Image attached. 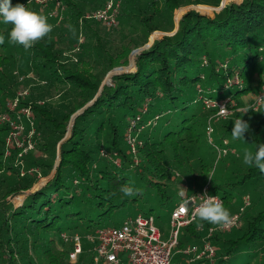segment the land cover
Segmentation results:
<instances>
[{
    "label": "trees",
    "instance_id": "16d2710c",
    "mask_svg": "<svg viewBox=\"0 0 264 264\" xmlns=\"http://www.w3.org/2000/svg\"><path fill=\"white\" fill-rule=\"evenodd\" d=\"M62 1L63 17L59 21L58 16L51 15L53 1L11 0L12 6L24 3L31 10L47 12L53 25L52 32L27 51L22 45L9 43L12 25L4 24L0 17V34L5 36V43L0 45V111L18 94L20 84L29 85L20 105H31L36 132L34 149L24 154L26 164L40 167L47 176L59 158L54 176L30 191L37 176L20 175L14 165L20 149L13 146L6 154L9 127L0 126V264H35L40 257L47 264H86L85 249L92 252L89 264H93V243L88 236L98 229L96 217L103 219L126 208L138 211L136 215H153L155 201L166 205L171 216L179 203L176 200L183 198L180 187L187 183L192 191L199 186L194 193L207 186L228 209L235 189L264 181V173L252 165L237 180L230 177L213 187L204 185L215 166V162H203L204 155L215 156L217 151L207 141L209 113L202 103L203 98L231 96L239 101L255 90L257 79L264 84V0L230 3L213 17L187 11L174 34L156 39L138 53L135 70L114 74L111 85L104 84L98 96L107 74L129 65L130 53L148 43L154 31L175 30L177 7L219 6L221 0H116L120 9L115 26L93 16L109 0ZM227 52L232 55L226 57ZM219 64L224 65L225 72H216ZM236 73L242 83L225 89ZM54 96L59 98L56 103L50 102ZM96 96L75 117L70 135L64 139L72 115ZM252 112L243 116L260 128L264 110ZM156 116L157 125L142 134L136 154L132 153L126 139L132 121L141 126ZM233 120L217 127L215 137L220 144L225 138L230 141ZM229 146L234 147L231 141ZM195 151L200 152V160L193 156ZM176 170L189 176L180 177L176 183L172 180ZM124 184L133 187L135 195L125 196L119 190ZM256 189L257 198L244 213L242 234L237 239H225L227 231L213 232L216 264H227L239 254L244 255L242 264H254L264 250V182ZM19 194L25 198L15 206L8 197ZM258 205L262 210L250 214L248 209ZM195 223L185 226L182 235L180 232L176 250L202 243L203 231ZM64 233L81 237L82 252L76 259L70 256L74 242L64 239ZM83 238L90 244L85 248ZM174 258L179 264H211L205 259L187 263L189 256L177 251L172 262Z\"/></svg>",
    "mask_w": 264,
    "mask_h": 264
},
{
    "label": "built area",
    "instance_id": "2783aa9c",
    "mask_svg": "<svg viewBox=\"0 0 264 264\" xmlns=\"http://www.w3.org/2000/svg\"><path fill=\"white\" fill-rule=\"evenodd\" d=\"M37 3H46L53 1L55 6L51 15L58 16L60 21L63 17L62 10L64 4L62 0H29ZM24 6L25 4L22 3ZM120 9V2L116 0H109L107 4L94 12L93 16L101 20L107 26H115L118 23V14ZM238 75V76H236ZM22 79V77H21ZM232 83L241 84L242 80L238 73L232 78ZM29 89H23L12 100L6 104V109L0 111V126H8L9 131L6 137V154L11 153L10 149L16 146L20 149L18 157L27 154L34 149L33 137L35 135V120L33 109L30 104L21 106V100L28 95ZM264 95V92L263 94ZM258 100V98H257ZM254 103L257 108L260 104ZM202 103L206 108L219 111V107L224 106L228 108L227 101L217 98H203ZM143 113H147V107L143 109ZM227 117V116H226ZM159 116L151 118L145 125L156 126ZM224 118V117H223ZM138 121H132L130 128L127 130L126 139L131 148L132 153L136 154L137 142L132 136V129L137 126ZM27 126V127H26ZM140 126V125H139ZM144 126V125H141ZM30 127V128H28ZM215 129L211 121H208L206 133L212 146L219 151V154L227 153V148H221L217 141H214ZM25 136L27 139H22ZM227 144V141H224ZM105 154V152L103 151ZM117 164L119 160L115 159ZM137 162V161H136ZM25 167L20 166V174L24 175ZM208 192L207 187L201 192L187 194L188 197H195V204L200 203L199 196ZM217 196L220 200V196ZM249 201V200H248ZM184 207V197L171 212V233L168 239L163 238L162 230L156 223L154 215H145L139 213L133 217H128L119 227H102L98 228L95 234L88 236V239L93 243V264H171L174 253L182 252L191 257L193 260L205 259L216 264L217 248L212 243L211 237L216 228H210L207 235L203 237L201 244L188 245L185 249L176 250L178 245V237L181 229L195 222L192 219V211L194 205L187 207L186 211H181ZM243 211V208H241ZM240 213L234 214L231 225L227 227H219L218 229L228 231L240 221ZM64 239L70 238L74 242L73 249L70 253L72 259H76L82 252V242L79 234L69 237L66 233L63 234ZM218 264H225L220 262Z\"/></svg>",
    "mask_w": 264,
    "mask_h": 264
},
{
    "label": "rangeland",
    "instance_id": "374dc122",
    "mask_svg": "<svg viewBox=\"0 0 264 264\" xmlns=\"http://www.w3.org/2000/svg\"><path fill=\"white\" fill-rule=\"evenodd\" d=\"M222 2L223 3L225 2V5L230 4V3L241 4L243 2V0H221V3ZM158 4L160 5V3H158ZM195 5H198V6H195ZM193 6H195V8H191ZM218 7H220V5L216 6V5H212V4H190V5H186V6H179L174 11L176 25H178L179 20L189 10H193V11H196L198 13L213 17L215 15V12L217 11L216 8H218ZM45 15L48 16L47 12H45ZM169 33H171V32H169ZM165 35H169V34H167V32L161 31V30H156L153 32V34L150 35L149 42H150V39L152 36H153L154 41H155L156 39L163 38ZM81 41H82V39H81ZM154 41L152 43H154ZM131 53L129 56V62L132 60L133 64H134L135 59H136V55L138 53H134V54H131ZM230 55H232L231 52L226 53V57H229ZM127 66H129V65H127ZM127 66H124V67H127ZM224 68L225 67L223 64H219L218 68H216V72H225L226 70ZM134 70H135V67H133V65H132V68L128 69V71H134ZM234 75L235 74H232V76H234ZM236 76H238V75H236ZM230 78H231V76H230ZM228 81L231 82V79H228ZM228 81L226 82L228 85H225V89H230V87L232 85L236 86V84H233L232 82L229 83ZM106 84L111 85V77H110V79L107 80ZM254 85H255V90L249 94H244L240 98L239 101H237V99H235L234 97L232 98V96L227 97L226 99H223V100L227 101L228 110L231 112V114L228 115L227 117H224V118L220 117L217 119V118H215V115H214L216 113V110L206 108L203 105L205 112L209 113L207 116L208 119H207L206 124L208 125V121H211L214 125V129H215V132L213 134L214 141H217L215 134H216L217 127H219V124L223 123L225 121H228V120L235 119L237 117L236 113L239 112V111H237V109L243 108L246 106H251V107L255 108L256 111L252 110L254 112H261L264 110V107H262L261 105H259L257 108L254 105L257 98L260 95H262L264 92V84L261 83V81L257 79L254 82ZM28 86L29 85H27V84H20L18 87V92L23 90V89H26V88L28 89ZM58 99H59L58 96H54L50 99V102L56 103L58 101ZM252 111H250L244 115H247L249 113H253ZM242 119L249 123V131L245 133L244 139L234 140L232 137H230V141L232 142V144L234 146V147H230L229 146V144H230L229 139L225 138L223 140L222 144H220L219 142L218 143H219V146L221 148H227L228 149L227 153L219 154V151L213 147L217 151V154L215 156H211L210 154L207 156L204 155L205 160H203V162L210 163L212 165H214V162H215V166L213 168H211V170L207 174L206 178L204 179V181H205L204 185L207 184V185L213 187L216 183H222L230 177H232L231 178L232 180L239 179L246 172L248 167H250L249 165H246L243 163L244 152L247 150V151H251L254 153L256 151L257 145L260 143H264V120L262 119V117L260 119V128H258V126H253L251 124L252 122H251L249 117L247 118L246 116H243ZM230 122H232V121H230ZM162 123H163V121H160L159 126H161ZM71 124H72V121H70L69 126L67 128V135H66L65 139L70 135V131L72 129ZM207 125H206V128H207ZM148 129H151L150 126H148V125L139 126V124H138L137 126L133 127L132 136L135 137L137 143L140 140L142 134ZM206 137H207V141L210 143L208 136H206ZM22 139H27V138H25V136H23ZM204 140L206 141V138ZM225 140L227 141V144L224 142ZM210 145H212V144L210 143ZM16 148L18 149V147H16ZM35 151L38 154L40 153V151L37 149V147H36ZM20 152L21 151H19V152L16 151V153H15L16 156H15V160H14V165L18 168L19 173H20V166L25 167L26 173L24 175H21V174L20 175L26 176L28 174L29 175L31 174L33 176H37V180H36V183L34 185H35V187H42L45 183V181H43L44 177H46V176L43 175L41 168L38 166H29L28 167L26 164V156L27 155L26 156L23 155L21 157H18ZM193 156L196 159L200 160V152L199 151H195L193 153ZM136 161L137 162L139 161V157L136 158ZM217 164H218V166L216 168ZM117 165H119V164H117ZM188 176H189L188 173H186V175H185V173H183L182 171L176 170L175 172H173L172 180H174L177 183L179 181V179L184 178V177L187 178ZM209 177L211 179H209ZM246 180H249V178H246ZM263 182L264 181H259L256 184H254V182L253 183H246V185H249L248 187L241 188V190H238V189L234 190V202L231 201L229 203L228 209L230 210L231 217L234 214L239 212L241 214L240 215V221L237 223L236 226L231 228V230H228L227 232H225V234H224L225 239H237L242 234V229H240V228L245 226L246 216L244 218V213L246 212L247 208L252 205L253 200H256L257 192L259 191L256 188L259 186H262ZM188 185L189 184L187 183L186 185L181 186L180 190L183 187L182 189H184L187 194H192V192L196 191V189L199 190V186H197L192 191V189L190 187H188ZM203 186H202V188H203ZM206 187L207 186H205L204 188H206ZM244 189H248L249 191H246V193L244 195L237 194V193L243 191ZM247 193H249V194H247ZM22 199H23V195H20V194L15 195L14 197H8V200L13 202L15 204V206H19L21 204ZM176 202H181V199H177ZM154 205H155V208L153 210V215L156 217V223L162 230L163 238L168 239L170 237L172 227H171V216L166 209L167 206L166 205L160 206L157 204L156 201L154 202ZM261 207L262 206H260V205L254 206V207L249 208L248 211L250 214H255V213L259 212L260 210H262ZM147 208L149 209V207H147ZM147 208H146V210H148ZM241 208H243V211H241ZM137 212L135 210H128L126 208L122 212L111 213L110 215H107L103 219H99L98 217H96V224L95 225L97 226V228L119 227L124 222L126 217L129 216V214H132V213L135 214ZM195 222H196L195 225L197 227L201 228V230L203 231L204 237L207 235L210 228H216L215 230H220V229H218V226L209 224L208 222H199V221H195ZM198 223L200 226H198ZM186 229H187V227L182 228L181 235L186 231ZM82 236L84 237L85 235L82 233ZM69 244L70 243L68 242V246L70 247ZM191 244L192 243H190V245ZM83 245H84V248H85V246L90 245L86 241L85 238H83ZM89 250L90 249H85L84 254H83V258H84L86 264L90 263V260L92 257V252H89ZM263 251L264 250H262V249L260 250V257L254 259V261H253L254 264H261L262 262L264 263V254H262ZM185 261H188L187 263H189V262H195L196 260L191 261V257L189 256V258L187 260L185 258ZM35 262H36L35 264H47L46 260H44L42 257L35 260ZM243 262H244V255L239 254V255H236L234 258L231 257L230 260L227 261V264H242ZM172 264H179V263L174 258Z\"/></svg>",
    "mask_w": 264,
    "mask_h": 264
},
{
    "label": "clouds",
    "instance_id": "9594fccd",
    "mask_svg": "<svg viewBox=\"0 0 264 264\" xmlns=\"http://www.w3.org/2000/svg\"><path fill=\"white\" fill-rule=\"evenodd\" d=\"M0 17L4 24L12 25L9 32V43L22 45L27 51L31 49L38 41L43 40L53 30V25L48 22V17L42 12H37L25 7L23 4L12 6L11 0H3L0 3ZM5 43V36L0 34V45ZM257 103L264 107V95L258 97ZM254 107L246 106L237 109L241 113L233 122L231 136L234 140L244 139L245 133L249 131V123L242 119L243 115ZM231 112L227 107H219L215 118L226 117ZM243 163L249 166L254 165L261 173H264V143L257 145L256 151H245L243 154ZM209 179H211L209 177ZM125 196L135 195L133 187L124 184L119 189ZM181 195L184 197V207L181 211H186L187 207L194 205L191 213L192 219L199 222H208L219 227L231 225L232 218L230 211L224 206L222 200L217 196L204 195L199 196L200 203L195 204V197H188L184 189L181 188ZM198 226L199 223H198Z\"/></svg>",
    "mask_w": 264,
    "mask_h": 264
},
{
    "label": "water",
    "instance_id": "95a60500",
    "mask_svg": "<svg viewBox=\"0 0 264 264\" xmlns=\"http://www.w3.org/2000/svg\"><path fill=\"white\" fill-rule=\"evenodd\" d=\"M195 6H198V5H195ZM195 6H193V7H191V8H195ZM225 6H226V5H225V2H224V3L222 2V3L220 4V7L216 8V9H217V11L222 10ZM191 8H190V9H191ZM175 21H176V20H175ZM177 27H178V25H176L175 30H174L173 32H171V33H167V34H169V35L174 34V33L177 31ZM153 41H154V38H153V36H152L151 39H150V42H149V43L145 44L144 46H142V47H140V48H138V49H135L134 51H132L131 54H134V53H140L142 50H144V49H146V48H149V47L153 44V43H152ZM135 63H136V62H134V66H135ZM132 65H133V61L131 60L130 63H129V66H127V67L119 66V67H116V68H114L113 70H111V71L107 74L106 78L104 79V81H103V83H102V86H101V88H100V90H99L97 96L100 94L103 85L106 84L107 80L110 79V77H111V80H112V76H113L114 74L128 71L129 68H132ZM97 96H96L93 100H91L86 106H84L83 108L79 109L76 113H74V114L72 115V118H71L72 124H71V125H73L75 117H76L77 115H79L80 113H82V112L84 111V109H85L87 106L91 105V104L96 100ZM64 139H65V138H64ZM64 139H63V140H64ZM58 165H59V158H57V160H56V162H55V165H54V168H53L52 172H51L49 175H47L46 177H44V180H43V181H45L44 185L48 182L49 179H51V178L54 176V174H55V172H56V168H57ZM44 185H43V186H44ZM38 188H41V187H35V185H34L30 191H33L34 189H38ZM30 191H29V192H30ZM24 198H25V194L23 195V199H22V200H24Z\"/></svg>",
    "mask_w": 264,
    "mask_h": 264
}]
</instances>
